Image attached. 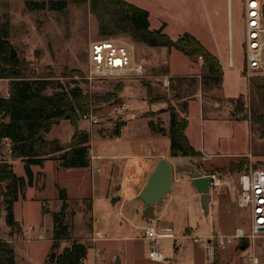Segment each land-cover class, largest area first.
<instances>
[{
  "label": "rangeland",
  "instance_id": "obj_1",
  "mask_svg": "<svg viewBox=\"0 0 264 264\" xmlns=\"http://www.w3.org/2000/svg\"><path fill=\"white\" fill-rule=\"evenodd\" d=\"M125 1L150 13L151 30H158L164 22L166 24L164 32L173 40L185 33L195 36L220 61L223 70L222 84L218 87L208 83L211 78L201 58L187 56L189 59H185L186 56L179 51L170 53L166 48L136 44L129 36L123 34L114 38L134 47L137 61L145 67L144 77L88 80L86 74L89 69V47L97 40L106 39L99 33L98 22L90 11L88 0L71 1L64 11L35 12L27 10L24 0H0V26L9 25V42L15 51L14 57L24 62L26 77L49 81L45 94L51 95L61 89L71 91L77 87L85 96L92 99L89 114L96 117L99 123L91 125L81 119L80 122L84 126L90 124L92 129L97 131L101 129V132L110 135L126 117L132 119L152 117L158 128L163 124L169 127L170 119L167 118L165 122L166 118L161 114L167 112V117H170V110L175 109L181 117L188 120L187 135L195 148L201 150L204 147L207 154L217 152L238 154L233 155L236 156L234 158H239V154L248 153L243 169L250 166L264 169V137L251 119L253 114H264L261 93L258 91V87L264 83V77L256 76L249 80L244 74L245 0ZM230 47L234 58L233 68L227 66ZM169 69L176 72L174 77L170 75ZM168 77L171 81H177L175 88L163 87L162 81ZM200 89L204 101H207L211 109L209 106L199 105L196 92ZM194 94V101L197 102L193 101L187 112V102ZM8 95L9 80L0 79V97L5 98ZM164 101L165 105H161ZM122 103L127 105L124 115L116 110ZM237 103L243 105L240 114L248 115V119L245 122L225 121V117L232 120L231 113L237 110ZM153 104L158 106L154 107ZM161 106H165L166 110L160 111ZM217 109L222 110L221 113ZM163 119L164 121H161ZM65 129V126H61L53 133V136L56 135L63 140L64 150L70 146L67 141H71L70 133L68 134ZM45 138L47 139L46 136ZM161 151L169 154V146L161 145ZM9 160H12V157L1 149L0 162ZM206 160L212 162V158L206 157ZM227 161L229 160L226 157L220 156L209 165L227 169L228 167L223 165ZM176 162H181L183 168H186L192 166L195 161H186L180 157ZM219 169L217 171H220ZM14 170L19 175H25L24 165L20 162L15 164ZM42 172L44 177L43 179L40 177L41 182L38 181L40 186L37 185V189H43V184L45 187L37 192L40 194L37 198L48 202L44 209L50 207L52 210H58L57 185L67 191L68 200L76 213L74 219L76 236L80 237L79 242L88 247V255L83 264H96V261H100L101 264H115L117 257H124V264H127L126 257L135 260L136 264H249L247 263L249 255H254L259 258L260 264H264V235L249 242L250 247L245 251L240 249L242 241L238 240L232 239L230 244L226 242L225 248L216 245L214 255L211 257L206 241L211 236L216 241L220 236L218 234L220 222L216 219L213 223L211 218L205 215V211L197 217H190L189 221L179 224L178 229L173 231L174 236L192 237L159 242L163 253L170 260L169 263L151 262L148 258V243L141 238L143 232L134 222L140 210L137 213L135 209L132 210L133 207H140L133 189L141 178L139 174L130 172L128 183L125 182L123 185L122 196L130 200L125 202V205L129 206L126 221L127 219L120 214L119 207H113L110 203L97 202L94 214H86L82 210L84 200L91 195L90 171L85 168L63 169L57 163L48 161ZM218 173L225 179L224 172ZM229 174L230 178L225 180L231 185H236L237 171ZM4 193L5 184H1L0 216L6 206ZM231 195L236 200L234 188ZM187 203L192 205L191 202ZM101 214L107 216L106 220L104 216L100 220ZM15 217L16 220L24 221L22 226L25 232L22 230L20 233H12L6 222L0 220V241L8 242L15 250V263L54 264L55 262H49L53 253L51 245L46 239H39L40 234L49 238L53 222L50 217L43 218L41 202L21 199L15 205ZM144 222L147 226H154L159 232H164V221L160 224L158 220ZM39 225L44 228L42 231H39ZM237 226L247 233L250 232V217L247 211H237ZM185 228L190 229L186 234ZM95 232H100L105 239L97 243L91 242ZM209 233L208 237H202ZM70 244L69 239L63 242L55 252L56 257ZM184 244L187 246L186 249L182 248ZM95 250L102 253L99 260L95 259Z\"/></svg>",
  "mask_w": 264,
  "mask_h": 264
},
{
  "label": "trees",
  "instance_id": "obj_2",
  "mask_svg": "<svg viewBox=\"0 0 264 264\" xmlns=\"http://www.w3.org/2000/svg\"><path fill=\"white\" fill-rule=\"evenodd\" d=\"M79 0H24L29 12L35 11H64L69 2ZM91 13L98 22L99 33L102 37L114 38L127 35L136 44H144L152 48L177 50L185 56L201 58L207 68L208 83L220 86L223 81V70L220 61L193 35L185 33L176 40L164 33L165 25L158 30H151L150 13L135 4L125 0H88ZM10 28L8 24L0 26V79L9 80L8 97H0V115L5 123L0 128V140L8 138L12 143L13 159H20L24 165L25 177L17 176L13 166L7 161L0 162V185L5 184V222L12 233L22 232L20 223L15 218V204L23 196L27 188L34 185L32 167L44 168L49 159L57 161L63 169L88 168L90 166V146L86 133L81 132L79 123L83 116L89 114L92 99L85 96L80 88L71 91L55 92L47 95L44 92L49 87V81L29 79L24 71V62L17 57L11 58ZM264 107V83L258 87ZM150 98V97H149ZM240 102V101H239ZM234 112L241 115L243 107L237 103ZM239 113V114H238ZM236 116V118H237ZM238 119V118H237ZM251 119L264 137V114H253ZM68 121L74 129L68 150H64L57 141L48 142L45 138L54 125ZM121 123L114 134L119 133ZM152 130L165 134L163 128ZM188 120L181 117L175 109L170 110V157L198 158L202 154L190 143L186 130ZM41 133L45 136L42 137ZM58 154V156L56 155ZM245 159L239 164H233L231 171L239 173L245 167ZM59 200L62 206L59 212L52 213V251H57L61 244L71 240L70 228L65 222L67 192L58 187ZM49 211L42 207V213ZM88 255V247L79 242L71 241L61 254L56 257L54 264H83ZM0 264H16L15 251L8 242L0 241Z\"/></svg>",
  "mask_w": 264,
  "mask_h": 264
},
{
  "label": "crops",
  "instance_id": "obj_3",
  "mask_svg": "<svg viewBox=\"0 0 264 264\" xmlns=\"http://www.w3.org/2000/svg\"><path fill=\"white\" fill-rule=\"evenodd\" d=\"M229 15H230V9H229ZM163 25H165V28H164V31H165L166 24L162 22L161 27ZM169 52L172 53V52H178V51L172 49V50H169ZM187 58L189 59V57L186 56L185 59ZM169 70L171 72L170 74L171 76L176 75V72L171 71V69ZM176 83L177 81H172L173 88L176 87ZM196 95L199 100L200 106L206 105V106H209L208 108L211 109L207 101H204L201 95V89L197 90ZM194 99H195V94L193 98L187 102V106H186L187 112L190 106L194 102H197V101H194ZM165 103H166L165 101L161 102V105H165ZM155 106H158V105H154V107ZM159 110L165 111L166 107L161 106ZM217 111L221 113L222 110L217 109ZM153 112H156V111H153ZM161 115H163L162 116L163 118H166L165 122L167 118L168 120L170 119V117H167V112H163ZM224 120L230 123L231 122H243V121L237 120V118H234V117H232V120L225 117ZM161 121H164V119ZM123 123L124 125L120 127L119 133L117 135L114 134L115 131H113L110 135H107L106 132H101V129H99L98 131L97 129H92L90 124H88L87 126H84L82 122L79 123V128L81 132L83 133L86 132L88 134V138H89L88 144L90 146V152H89L90 166L85 169L90 171L91 195L88 199L84 200L82 210L86 214L87 213L94 214L95 205L97 202L110 203L112 204L113 207L118 206L120 214L125 219H127L126 221H128V218L126 215L129 214V211L127 210L129 206H126L125 202H128L130 200H127V197H123L122 192H123V185L125 184V182L128 183L129 181L128 177H129L130 172H132L133 174H139V176H141L142 179L146 180L152 174L158 162L161 159H166L172 164L173 187L168 197L163 201L161 205H159L156 208L155 210V214L157 217L156 220H158L159 224L164 221V225H163L164 232L162 233H167L169 235V237H167L165 240L171 239V240L176 241V240H185V239L192 237L191 235L190 236L181 235L179 237L173 235V231H175L176 228L178 229L179 224L185 222L186 220L189 221L190 217L192 216L197 217L201 215L204 211L202 203H201V196L197 193L196 189L192 187L191 179L189 175L195 172H199L203 176H207L213 172H217V173L224 172L225 173L223 174L225 175L224 178L229 179L230 178L229 173L232 172L231 165L239 164L242 161V159L248 157V153L239 154V158H234L236 156H233V155H238V154H232V153H225V154L222 153L221 154L217 152V154H207L204 147L203 149L199 150L191 144L196 150L201 152L202 156L198 158L183 157L184 160L186 161L188 160L195 161L193 162L192 166H186V168H183L184 166L181 165V162H176L180 157H176V158L170 157L171 141L168 135L169 127H167V124L161 125V128L166 130V135H163V134H159L156 131L152 130L150 126L151 123L155 125L156 129H158L157 123L154 121V118L152 117L149 119H144V118L137 119V117H135V119H132V118L126 117ZM61 126H65L66 127L65 130H67V133L68 134L70 133L69 136L72 137V135L74 134L73 127L70 125L68 121H62L60 124L54 125L52 127L51 132L46 136L47 137L46 140L48 142H54V141L59 140L60 146L64 148L63 140L59 139L58 136L56 135L53 136V133L55 132V130H57V128H60ZM186 135H187V130H186ZM67 144H70V140L67 141ZM161 145L169 146V152H168L169 154L161 151ZM68 149L69 148H67L66 150ZM56 155L58 156V154ZM220 156H224L227 158V160H229L225 164H223L225 165V167H228L227 169H222V168L219 169V168H215L212 165H209V163H212L213 160H215L216 158ZM206 157L212 158V162H208L206 160ZM48 161H53L59 165L57 161H54L51 159H49ZM48 161L45 162L44 167ZM8 162L12 164L13 171L17 176L25 177V175L22 176V175L17 174L14 170L16 163H19V162L22 163L20 159L12 158V160H9ZM43 169L44 168H40V167H32V171L34 173V185L31 188H27V190L24 191L23 196L19 198V201L21 199L25 201H40L41 210H42V207H45V204L48 203L46 200H41L37 198L38 195H40V194H37V192L43 190L45 187V185L43 184L42 186L43 189H37V185L40 186V183L38 182L40 181V177L42 176L41 177L42 179L44 177V173L42 172ZM217 169H219L220 171H217ZM58 187L61 188L60 185H57V190H58ZM222 190H224V192H222ZM222 190H218V191L211 190V202H210V212H209L210 216L208 215V217L211 218L213 223L216 222V219L219 220L220 224L218 223V226H219L218 234L220 236L232 237L236 229L239 228L237 226V211L239 212V210L236 207L235 200L233 196L231 195V193H229L225 189H222ZM57 201L59 205L58 210H52L50 207L49 209H45L49 212L47 214H43V218L45 217L48 219V217H50L52 219V213L60 211L62 202L59 199ZM136 202H140V201H136ZM187 202H191L192 205H189V203ZM67 204H68V209L66 211L65 222L70 228L69 237L71 238V241H78L80 237L76 236V233L74 230V227H75L74 219L76 215L74 211L75 209L73 210L72 208L73 206L70 204L69 200H67ZM85 206H88V207L86 208ZM133 209H135L136 213L138 212V210H140V212L137 213V217L134 222H136V224L138 225V228H140L141 230L142 227L146 225V223L141 219V215H140V213L142 214V211H143L142 203L140 202L139 208L133 207L132 210ZM5 216H6L5 211H2L0 220L5 221ZM103 216L105 217V220H106L107 216L105 214L100 215V220L103 218ZM167 217L169 218L168 221L166 220ZM17 221L20 223L23 232H25V228H23L22 226L24 221L23 220H17ZM39 226H40L39 231H42L44 228L41 227L42 225H39ZM52 231H53V222L51 225V232H50L51 235L49 234V238H46L44 234H40L39 239L40 240L46 239L49 242V244L52 246ZM184 231L186 234L190 231V229L185 228ZM210 233L202 237L203 238L208 237ZM141 238L143 239V236ZM182 248L186 249L187 248L186 244H184ZM120 258H121L122 264H124L125 258L124 257H120ZM126 260H127V264H136L135 260L134 261L129 260L127 259V257H126ZM169 262L170 260L167 263Z\"/></svg>",
  "mask_w": 264,
  "mask_h": 264
},
{
  "label": "built area",
  "instance_id": "obj_4",
  "mask_svg": "<svg viewBox=\"0 0 264 264\" xmlns=\"http://www.w3.org/2000/svg\"><path fill=\"white\" fill-rule=\"evenodd\" d=\"M244 22H245V77L251 80L253 77H264V0H245L244 3ZM229 68L234 67V58L232 49H229L228 64ZM145 67L137 61L134 47L122 42L116 38L97 40L91 43L89 47V69L86 74L88 80H107V79H125L130 77L143 78ZM164 88H170L172 81L165 78L162 81ZM124 115L127 111L125 103L119 105L116 109ZM83 121L91 125H97L99 121L92 114L83 116ZM5 123L0 115V128ZM6 151L12 155V143L8 138L0 140V150ZM211 177V190L225 189L232 193L233 188L236 192V207L239 211H247L250 217V232L244 229H236L232 237L219 236L214 241L211 236L206 241L210 256L213 257L216 245L225 248V243H231V240L253 242L256 238L264 235V169L249 167L241 170L237 174L236 185H231L228 180H224L222 175L213 172ZM143 239L148 243V258L154 263H167L169 259L163 253L159 242L165 240L169 235L159 232L154 226L144 225L141 229ZM100 232H95L91 242L97 243L104 240ZM102 253L95 250V259L99 260ZM96 264H101L96 261ZM247 263L260 264L259 258L249 255Z\"/></svg>",
  "mask_w": 264,
  "mask_h": 264
},
{
  "label": "water",
  "instance_id": "obj_5",
  "mask_svg": "<svg viewBox=\"0 0 264 264\" xmlns=\"http://www.w3.org/2000/svg\"><path fill=\"white\" fill-rule=\"evenodd\" d=\"M15 51L11 48V58H14ZM232 117H236V113H231ZM237 118L240 121L248 119V115H238ZM170 135V132L168 133ZM44 137L45 134L41 133ZM191 179V185L196 189L197 193L201 196V203L205 211V215H209L210 202H211V177L209 175L203 176L199 172H195L189 175ZM173 187V168L172 164L166 160L161 159L155 167L152 174L146 179L139 178L138 185L133 189L137 194V200L143 205V211L141 219L144 221H156V208L163 203V201L171 193ZM250 247V243L247 240H243L240 246L242 251H245ZM56 251H54L50 257L49 262L54 263L56 257ZM115 264H122L121 258L117 257Z\"/></svg>",
  "mask_w": 264,
  "mask_h": 264
},
{
  "label": "bare ground",
  "instance_id": "obj_6",
  "mask_svg": "<svg viewBox=\"0 0 264 264\" xmlns=\"http://www.w3.org/2000/svg\"><path fill=\"white\" fill-rule=\"evenodd\" d=\"M231 15V14H230Z\"/></svg>",
  "mask_w": 264,
  "mask_h": 264
}]
</instances>
